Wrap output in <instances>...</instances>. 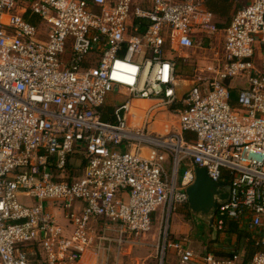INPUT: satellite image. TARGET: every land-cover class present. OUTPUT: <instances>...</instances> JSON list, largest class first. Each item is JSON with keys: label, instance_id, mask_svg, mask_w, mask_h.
<instances>
[{"label": "built area", "instance_id": "obj_1", "mask_svg": "<svg viewBox=\"0 0 264 264\" xmlns=\"http://www.w3.org/2000/svg\"><path fill=\"white\" fill-rule=\"evenodd\" d=\"M204 1L0 0V264H84L86 256L109 264L112 254L118 264L158 208L164 257L170 246L181 264H264V250L244 263L236 243L222 258L194 253L187 239L169 242L170 217L187 207L194 170L204 168L230 185L213 218L217 234L234 223L264 248V54L260 70L253 65L264 49V0L234 13L222 58L194 69L183 108L172 109L178 82L168 55L203 38L210 47L222 31ZM241 77L248 88H236L232 106ZM110 95L124 99L108 103ZM160 115L177 116V130L165 120L149 131ZM75 155L83 172L67 182ZM75 201L84 206L73 209Z\"/></svg>", "mask_w": 264, "mask_h": 264}, {"label": "rangeland", "instance_id": "obj_2", "mask_svg": "<svg viewBox=\"0 0 264 264\" xmlns=\"http://www.w3.org/2000/svg\"><path fill=\"white\" fill-rule=\"evenodd\" d=\"M248 0H237V3L240 6L245 5ZM240 9V8H239ZM38 28L45 30V26L42 23L38 24ZM199 33V32H198ZM200 34V33H199ZM225 33L224 31H220L215 34V42L210 45H207L206 39L203 38L201 45H196L194 50L189 51H177L168 55L169 58L173 59L176 63V76H177V101L178 103L183 104L182 96L187 91V85L185 80L188 78L190 79L194 73V69L198 67H204L208 64V61H213L215 59V55L218 58H222L223 56V39ZM165 41L167 42V36L163 35ZM40 38V37H39ZM44 39L45 37H41ZM201 48V49H200ZM184 54V56H183ZM264 54V49L259 48L254 50V57H253V65L255 69L260 70L261 68V57ZM232 88H241L247 89L248 82L246 77H241L235 80L231 84ZM124 97H118L115 95H110L108 98V103L118 104V102L123 101ZM139 106H146V104H142L141 102L136 103ZM164 115H160L156 118L154 124L148 126L149 131H154L156 128H159L158 125L160 122H164L165 120L170 122L171 130H177V116L175 115H165L166 119H163ZM79 150V149H78ZM164 167L166 171L170 172V165L169 161L166 160L164 162ZM226 184V183H225ZM18 201L25 205V206H35L38 201L34 198H29L26 196H19ZM47 206H51L53 203L46 201L43 202ZM84 206L82 201H75L72 203L73 209H81ZM65 210L60 208H56V217L59 221L60 226H65V221L63 219V215L65 214ZM189 214L188 209L186 210L184 207H180L176 212L172 213L170 220H169V236L171 241H181L183 239L189 240L188 248L192 250L196 254L204 253V249L202 248V244L207 242L209 233L204 230L200 232V237H197V240H190L192 236V222L191 216ZM159 225H160V208L157 209L155 213V219L153 223L150 225V228L147 232L140 234L136 239L137 244L132 246L123 245V255L120 256L118 260V264H181L177 258L173 254L172 249L170 246L167 248L165 257L163 254V236L159 234ZM89 226L95 230L99 231L101 223H97L96 221L91 220L89 222ZM107 235L111 237H116L115 233H107ZM173 238V239H172ZM218 239V240H217ZM238 240V236L227 235V233H222L221 235L217 236L216 240L213 241L215 244L212 245L214 251H220L222 253H229L232 247L238 245L236 242ZM237 248V246H236ZM235 248V249H236ZM223 251H222V250ZM89 256V255H88ZM89 257H84V264H92L91 260L88 261ZM88 261V262H87ZM114 262V254L111 255L109 264H113Z\"/></svg>", "mask_w": 264, "mask_h": 264}, {"label": "trees", "instance_id": "obj_3", "mask_svg": "<svg viewBox=\"0 0 264 264\" xmlns=\"http://www.w3.org/2000/svg\"><path fill=\"white\" fill-rule=\"evenodd\" d=\"M204 5L206 9L213 15L214 23L219 30L225 29L229 25L234 13L239 8L242 7L237 3V0H205ZM25 17H27V15ZM235 90L236 88H233V90H231L232 106H236L237 103ZM182 108H183L182 103H177L175 106L172 107V109H182ZM185 138L188 137L186 136ZM71 158L72 159L74 158V160L69 159L64 172L67 182H71L73 181L74 178L81 176L84 167V162L80 161L79 156L75 155L74 157ZM51 168H52L51 172L54 176L60 175V172L56 171L55 167H51ZM184 208L187 210V207ZM224 233H227V235L235 234L238 236V240H236L238 245H236L237 248L235 247L236 248L235 250L242 257L244 263L249 262L253 254H255L256 252L264 250V248L262 247L255 246L254 238L249 231L239 229L238 226L235 225L234 223H228L224 230ZM219 235L220 234L218 233L217 236ZM190 240H197V238L191 237ZM213 244L215 243L210 239L207 240V242L203 243L202 248L204 249V252L205 253L211 252L214 255L222 258H227L231 256V253H222L220 251H214L213 250L214 248H212Z\"/></svg>", "mask_w": 264, "mask_h": 264}, {"label": "water", "instance_id": "obj_4", "mask_svg": "<svg viewBox=\"0 0 264 264\" xmlns=\"http://www.w3.org/2000/svg\"><path fill=\"white\" fill-rule=\"evenodd\" d=\"M194 175L193 183L186 189L192 236L200 237V232L206 230L209 233L208 240L215 241L217 232L212 226L213 218L218 207L229 201L230 185L213 182L204 168H195Z\"/></svg>", "mask_w": 264, "mask_h": 264}, {"label": "crops", "instance_id": "obj_5", "mask_svg": "<svg viewBox=\"0 0 264 264\" xmlns=\"http://www.w3.org/2000/svg\"><path fill=\"white\" fill-rule=\"evenodd\" d=\"M183 56H184V54H183ZM185 57V56H184ZM189 79V78H188ZM186 83V85H187V82H185ZM182 98H183V96H182ZM139 102H141L142 104H146V105H148L149 103L147 102V101H139ZM160 123H162V122H160ZM160 123L159 124H155V125H158L159 126V128H156L154 131H157V132H160ZM188 136H190V135H188ZM91 260V259H90ZM91 263H92V261H91Z\"/></svg>", "mask_w": 264, "mask_h": 264}]
</instances>
